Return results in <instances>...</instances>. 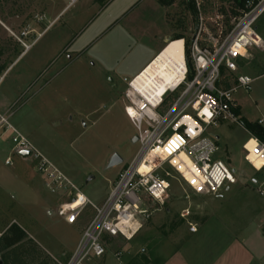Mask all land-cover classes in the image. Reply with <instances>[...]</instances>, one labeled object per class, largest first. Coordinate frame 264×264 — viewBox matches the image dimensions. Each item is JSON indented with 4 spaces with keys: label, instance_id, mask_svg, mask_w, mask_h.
<instances>
[{
    "label": "rangeland",
    "instance_id": "1",
    "mask_svg": "<svg viewBox=\"0 0 264 264\" xmlns=\"http://www.w3.org/2000/svg\"><path fill=\"white\" fill-rule=\"evenodd\" d=\"M69 2L0 0V53L3 52L0 65L6 64L7 58L16 51H25L16 57L0 82V100L3 93L9 98L13 90L19 91L10 97L11 123L59 167L87 198L95 204H102L113 181L131 164L139 147L133 143L135 130L123 112L125 103L120 96L124 91L123 86L107 88L111 94L108 98L112 99H106L102 93L105 88L101 89L89 81L86 88L68 102L69 107L62 100H57L56 95L52 99H45L44 93L39 94L69 63L67 57L70 55L64 53L63 46L71 32L64 25L77 9L88 5L89 0H80L76 8L60 15ZM190 5V0H176L166 7L174 36L184 35L186 41L196 33L200 15L207 18L213 32L212 20L219 12L229 29L239 7L234 0H204L201 13L197 11V16H193L188 8ZM54 21V25L48 28ZM258 24L264 34V16ZM24 45L30 48L25 50ZM259 50L251 49L248 59L242 63L243 73L255 79L253 90L249 94L239 91L235 96L242 119L248 122L264 119V53ZM163 51L162 57L175 66L183 62L182 40L170 41ZM37 95L42 104L64 105L62 110H55L49 124H42L44 120L32 110L33 99ZM0 102L4 103V100ZM79 105L80 113L86 116L93 112L94 115L80 119L75 109ZM212 134L219 137L220 151L216 159L226 162L235 172L237 185L229 193L223 189L222 197H199L185 186L168 164L163 165L158 174L169 182L163 203L145 198L142 208L151 212V218L143 223L138 236L131 242L118 240L110 244V252L105 259L88 264H117L113 253L120 250L127 253L123 264H157L165 253L177 250L191 232L192 225H199L210 218L225 219L235 234H241L245 228L252 226L263 230V217L259 218L264 210V197L259 193L260 189L264 190L263 162L251 158L252 167L245 160L242 147L248 137L242 127L228 122L220 123L213 128ZM253 145L252 141L248 148L251 149ZM10 148L7 142L0 146V237L15 224L26 233L27 239L12 248L17 250H3L0 264H67L93 211L89 208L77 227L65 225L57 215L50 216L48 212L65 199H59L47 191L43 177L30 159L13 155L12 165H5L9 152L5 155L4 151ZM116 154L123 159V163L109 167ZM186 211H189V216L183 218ZM142 249L146 250L145 254L140 253Z\"/></svg>",
    "mask_w": 264,
    "mask_h": 264
},
{
    "label": "built area",
    "instance_id": "2",
    "mask_svg": "<svg viewBox=\"0 0 264 264\" xmlns=\"http://www.w3.org/2000/svg\"><path fill=\"white\" fill-rule=\"evenodd\" d=\"M76 1L70 0L68 5ZM193 1L200 14L204 0ZM263 15L264 0H246L229 29L223 16L216 12L213 32L207 18L200 15L197 31L189 43L182 40L183 62L169 67L172 75L168 80L157 73L150 77V86L138 81L158 55L128 82L123 95L124 112L135 130L139 149L102 204L87 198L17 129L10 121L11 114H0V146L7 142L11 147L5 165H12L13 155L24 157L23 153H28L25 158L41 174L47 191L65 199L48 214L75 226L89 208L93 211L67 264L103 260L113 241L131 242L139 234L143 223L151 218V212L142 208L144 199L163 203L169 190L168 180L158 174L163 165L168 164L199 197L218 196L223 189L235 186V172L226 162L216 159L219 139L212 130L220 123L245 129L248 137L242 147L245 160L252 167L251 158L264 164V144L242 125L241 108L235 98L239 91L249 94L253 90L255 79L243 73L242 63L251 49L263 46L256 28ZM24 47L27 50L28 46ZM158 87L162 89L160 94L156 93ZM256 123L262 126L264 121L259 119ZM251 141L254 145L250 149ZM259 193L264 197V190L260 189ZM182 216H189V211ZM191 231L196 232V227L191 226ZM140 253L145 254L146 250ZM126 254L122 250L113 253L116 263L123 264Z\"/></svg>",
    "mask_w": 264,
    "mask_h": 264
},
{
    "label": "crops",
    "instance_id": "3",
    "mask_svg": "<svg viewBox=\"0 0 264 264\" xmlns=\"http://www.w3.org/2000/svg\"><path fill=\"white\" fill-rule=\"evenodd\" d=\"M79 2L80 0H77L73 5H67L60 15L73 7L76 8ZM166 7L160 5L158 0H89L88 5L77 9L64 25V28L71 32L63 46L64 53L70 55L67 57L69 63L53 81L50 80L42 88L43 91L41 89L42 92L39 94L44 93L45 99H52L56 95L57 100H62L66 107H69L68 102L72 101V97L84 90L88 82L92 81L101 89L105 88L102 93L106 99H112L108 98L111 94L107 88L110 90L115 86H123L124 91L120 96L124 101L123 95L128 82L160 53L162 57L164 48L173 39L175 33L167 19ZM54 23L55 21L48 28ZM256 28L263 40L262 48L257 50L264 53V34L258 23ZM12 65L6 69L0 82ZM55 80L58 81L53 86ZM18 92L17 89L13 90L9 98L2 94L1 100H4V103L0 102V114H10V97ZM40 102H42L40 97L35 96L32 110L37 117L44 120L42 121L44 125L50 123L56 109L62 110L64 107L62 104L49 105ZM77 107L80 108H75L78 111L77 115L82 120L83 117L90 118L94 115L90 112L86 117L83 112H79L80 105ZM18 127L22 128L20 123ZM4 152L8 155L9 149ZM116 180L115 178L112 185ZM231 189L233 187H227L225 191L229 193ZM218 196L222 197V193ZM259 215V218L263 217L261 220L263 226L264 210ZM80 222L81 220L72 227H77ZM192 226H195L197 231L190 230L177 250L165 253L164 258L157 264H264V232L260 227L252 226L245 228L241 234H235L223 218H210ZM77 245L73 249H76Z\"/></svg>",
    "mask_w": 264,
    "mask_h": 264
},
{
    "label": "trees",
    "instance_id": "4",
    "mask_svg": "<svg viewBox=\"0 0 264 264\" xmlns=\"http://www.w3.org/2000/svg\"><path fill=\"white\" fill-rule=\"evenodd\" d=\"M175 1L176 0H158L160 5H162L163 7L170 6ZM234 1L238 2V5H239L238 10H237V15H236V16H238L240 14V11L243 9L244 2L246 0H234ZM190 2H191V5L188 8H189V10L193 16H197V10L195 8V4H194L193 0H190ZM183 39H185L184 35L178 34V35L174 36L172 41L183 40ZM187 43H189V40L187 41ZM24 52L23 51H16L13 55L9 56L7 58V63L0 65V76L4 74L6 69L11 64H13V61L16 59V57H19ZM2 55H3V52L0 53V57ZM187 56H188V52H187ZM241 122H242V125L253 136H255L257 139H259L264 144V128L261 125H259L258 123H255V124L249 123L245 119H241ZM26 239H27L26 233L19 226L15 225V224L11 225L6 230V232L3 235H1V237H0V253L3 250L4 251H6V250H17V249H12V248L19 246ZM8 254L10 255V253H8Z\"/></svg>",
    "mask_w": 264,
    "mask_h": 264
},
{
    "label": "bare ground",
    "instance_id": "5",
    "mask_svg": "<svg viewBox=\"0 0 264 264\" xmlns=\"http://www.w3.org/2000/svg\"><path fill=\"white\" fill-rule=\"evenodd\" d=\"M30 48V46L27 47V50ZM159 54L158 59L149 66V68L146 70V72L143 74V76L138 81H143V83L150 86L151 78L154 77V74L159 73L162 77H165L166 80H168L171 77V72L169 71V67L172 68L170 63ZM174 69V68H173ZM162 89L158 87L157 94H160ZM257 161V160H256Z\"/></svg>",
    "mask_w": 264,
    "mask_h": 264
},
{
    "label": "water",
    "instance_id": "6",
    "mask_svg": "<svg viewBox=\"0 0 264 264\" xmlns=\"http://www.w3.org/2000/svg\"><path fill=\"white\" fill-rule=\"evenodd\" d=\"M217 139H219V137H217ZM133 143H137V137L133 138ZM23 156L27 157L28 153H23ZM122 163H123V159L118 154H116L111 159L109 167H116V166H118V165H120Z\"/></svg>",
    "mask_w": 264,
    "mask_h": 264
},
{
    "label": "flooded vegetation",
    "instance_id": "7",
    "mask_svg": "<svg viewBox=\"0 0 264 264\" xmlns=\"http://www.w3.org/2000/svg\"><path fill=\"white\" fill-rule=\"evenodd\" d=\"M249 123L255 124V122H249Z\"/></svg>",
    "mask_w": 264,
    "mask_h": 264
}]
</instances>
